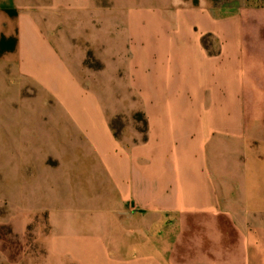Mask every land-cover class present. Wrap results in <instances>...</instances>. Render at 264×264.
Returning <instances> with one entry per match:
<instances>
[{
    "label": "crops",
    "instance_id": "0c3cea01",
    "mask_svg": "<svg viewBox=\"0 0 264 264\" xmlns=\"http://www.w3.org/2000/svg\"><path fill=\"white\" fill-rule=\"evenodd\" d=\"M0 95L14 196L40 200L55 255L264 264V5L0 0Z\"/></svg>",
    "mask_w": 264,
    "mask_h": 264
},
{
    "label": "rangeland",
    "instance_id": "374dc122",
    "mask_svg": "<svg viewBox=\"0 0 264 264\" xmlns=\"http://www.w3.org/2000/svg\"><path fill=\"white\" fill-rule=\"evenodd\" d=\"M241 4L264 5V0H238ZM85 64L96 70L102 69L104 63L95 55H87ZM104 87H98L102 94ZM117 90V88H110ZM120 90V88H118ZM0 95V121L3 122L2 113H8L9 106ZM19 106V105H18ZM118 132L125 129L137 128L143 135L145 126L142 116L137 114L119 115L113 119ZM8 129L0 128V264H73L67 256H57L48 246L49 237L54 233L52 226L47 221V215L34 214L27 210L34 208L40 200H32L14 196V184L9 177V163L15 153L11 149ZM73 189L81 188L82 192L89 195L96 193L97 188L90 182L73 183ZM100 192V191H99ZM97 192V193H99ZM35 203V204H34ZM102 206V205H101ZM103 210V207H101ZM72 219H77L80 230L88 232L90 224L102 223L105 214L102 212L77 214ZM27 220V221H26ZM85 221V224H84ZM23 226V230L19 226ZM26 225V226H25ZM80 225V226H79Z\"/></svg>",
    "mask_w": 264,
    "mask_h": 264
},
{
    "label": "trees",
    "instance_id": "16d2710c",
    "mask_svg": "<svg viewBox=\"0 0 264 264\" xmlns=\"http://www.w3.org/2000/svg\"><path fill=\"white\" fill-rule=\"evenodd\" d=\"M138 116H142L143 120H144V126H145V129L144 131L146 130V119L144 118L143 114H137Z\"/></svg>",
    "mask_w": 264,
    "mask_h": 264
}]
</instances>
